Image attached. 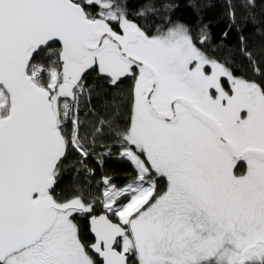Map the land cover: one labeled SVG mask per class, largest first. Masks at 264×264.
<instances>
[{
    "label": "snow or ice",
    "instance_id": "6c2138e0",
    "mask_svg": "<svg viewBox=\"0 0 264 264\" xmlns=\"http://www.w3.org/2000/svg\"><path fill=\"white\" fill-rule=\"evenodd\" d=\"M258 4L225 0L237 75L165 0H0V264H264ZM113 155L124 183L57 193Z\"/></svg>",
    "mask_w": 264,
    "mask_h": 264
},
{
    "label": "trees",
    "instance_id": "16d2710c",
    "mask_svg": "<svg viewBox=\"0 0 264 264\" xmlns=\"http://www.w3.org/2000/svg\"><path fill=\"white\" fill-rule=\"evenodd\" d=\"M129 2L139 3L140 0H129ZM165 2L174 5L170 12L171 19L186 24L194 35L199 34V30L203 25H208L210 34L208 52L210 55L233 67L237 75L250 72L249 62L240 52L239 34L234 28L229 29L228 27L229 20L225 14V0H165ZM256 11L257 13L264 12V5L258 4ZM226 31L228 35L225 37L224 33ZM244 35L247 38L248 48L252 55L257 61L264 62V32L256 31L255 27L249 24L245 28ZM129 84L130 81L125 80L121 85V89L125 93ZM81 118L85 120L89 128L96 123L91 116L85 118L82 115ZM102 143L110 146L112 141L105 140ZM100 151H103V149L97 148V152ZM113 152H115L114 148ZM76 158V154H73L70 160L74 161ZM86 163L95 168L94 176H88L83 169L80 172L73 171L70 164L69 169H66L62 175V182L60 187L57 188V193L61 191L70 192L73 187L77 185L86 186L90 181L92 182V190L95 191V181L103 175H109L113 177L114 182L122 184L131 172V166L114 155L105 157L102 167L92 158H89ZM75 167L80 168V165L76 164ZM81 223L85 224L86 221H81Z\"/></svg>",
    "mask_w": 264,
    "mask_h": 264
}]
</instances>
